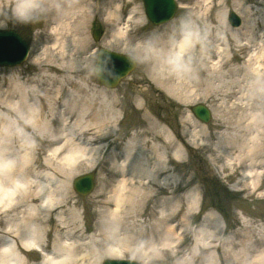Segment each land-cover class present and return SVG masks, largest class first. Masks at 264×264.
<instances>
[{
    "label": "bare ground",
    "instance_id": "bare-ground-1",
    "mask_svg": "<svg viewBox=\"0 0 264 264\" xmlns=\"http://www.w3.org/2000/svg\"><path fill=\"white\" fill-rule=\"evenodd\" d=\"M127 1V6L133 2ZM211 1L201 0L206 5L202 15L209 19L212 14L211 8L209 9ZM2 2L4 0H0ZM50 2L64 4L66 13L61 18L52 10L46 16V27L42 32L49 28L54 42L44 49L42 56L34 58L37 66L35 77L27 80L16 72H12L7 79L0 77V115L5 113L16 88L22 87L29 94L36 93L40 104L39 120L48 130L44 135L37 136V144L40 140L48 139L54 143V147L48 152L49 158L44 160H40L39 148L29 150L24 156L25 163L15 173L18 179H8L0 174V235L1 238L12 239L8 242L2 240L6 241L5 245L10 244V247L4 245L0 250V264H5L6 261L7 264H29V256L37 253L36 248L44 252L50 248L51 251L57 242L74 257L75 264H91V254L97 246L108 240L118 245L121 232L136 238L162 239L161 224L166 220V215L163 213L159 223L149 231L148 223L143 219L149 212L145 207L147 201L156 205L183 202V198L177 194L185 188L181 182L184 179L178 175L180 169L171 167L180 165L178 160L183 149L187 148L180 136H173L165 122L151 117L152 114L148 117V113L145 116L148 119H144L138 130L130 135L122 156L115 148L111 151V145L119 146L120 139L116 138L107 146L103 144L117 123L116 106L104 101L107 99L106 95L103 96L104 92L89 89L79 80L80 74L69 69L66 57L61 59L62 51L60 55L55 54L57 40L61 37L71 40L73 30H78V33L84 30L92 9L91 0ZM253 7L252 10L262 11L257 6ZM228 16L227 14L223 19H228ZM234 16L237 18L236 14ZM137 18L142 24V12L131 10L128 24ZM232 25L234 24H231L229 17L227 26ZM167 29L168 26L162 27L152 33L166 34ZM233 29L227 35V31L221 33L215 26L205 29L208 33L207 40L199 55L196 54L194 79L177 83L164 76L153 77L150 70L148 74L151 81L158 85V89L180 105L190 106L197 101H209L216 112V128L225 130V133L219 136L217 145L210 143L206 149L215 155L214 162L225 160L224 166L230 168L248 162L244 175L246 181L250 180L252 190H255L259 188L258 166L264 162L261 154L264 143L260 144L262 131L264 132V118L261 117L264 114V101L249 95V87L253 80L264 81V18L249 20L245 24L243 22L242 27ZM232 49L235 53L231 58L229 55ZM148 93V90L141 91L140 96H147ZM141 109V112H146L145 108ZM191 124L195 131L191 133L190 144H194L197 138L203 139L204 143L212 140L207 128L202 126L197 131L196 124ZM244 132L249 134L246 140ZM70 137L88 146L91 154L69 151ZM226 143L233 146L230 151L221 148L222 151L219 152L220 146H225ZM106 147L109 162L103 163L101 185L92 198L93 205L99 208L100 227L98 233L94 234L96 236L85 237L86 232L80 229L79 216L74 211L78 204H72L69 183L77 169H93ZM58 170H63L67 175L58 182L45 179L49 175L58 176ZM21 178L27 185L24 189L19 183ZM34 179L39 181V190L33 186ZM192 183L190 180L189 185ZM195 189L200 191V188ZM234 189L237 191L236 186ZM198 195L199 193L186 199L183 204L177 203L171 212L178 210L179 214L184 213L185 218H188L189 213V217L193 219L199 202ZM216 213L218 212L209 210L203 223L213 224L218 235L227 241L233 251H245L251 255L264 249V232L253 229V222L242 218L241 230L226 235V229L221 227L222 221ZM151 214L155 215L154 212ZM223 219L227 227L224 216ZM4 223L5 226L1 229ZM105 224L114 226L110 235L106 233ZM28 227H32L33 238L25 240ZM167 229L172 234L170 239L163 241L168 248L175 243L174 239H179V242L184 239L186 242L191 235L190 232L183 231L181 235L185 238H182L176 228L168 226ZM86 239L90 240L89 243ZM50 240L53 244L51 247ZM190 244L192 245V240ZM216 252L225 257L223 247L218 245ZM105 257L121 259L124 252L119 246L112 247ZM226 259L227 264H235L232 257ZM42 264H54L52 256L44 257Z\"/></svg>",
    "mask_w": 264,
    "mask_h": 264
},
{
    "label": "rangeland",
    "instance_id": "rangeland-1",
    "mask_svg": "<svg viewBox=\"0 0 264 264\" xmlns=\"http://www.w3.org/2000/svg\"><path fill=\"white\" fill-rule=\"evenodd\" d=\"M90 4L92 5V9L89 11V20L84 27V30H82L81 33H78V30L77 32L73 30L71 40L61 37V39L57 40L58 43L55 45L57 48L54 49V51L57 55H60L63 52L61 59H63L65 56L68 64L72 62L80 65V70H75V72L80 74L79 80L82 83H85L89 89L104 92L103 96L106 95L107 98L106 100L104 99V101H107L108 104H114L116 106L117 123L115 124V127L111 129V133L105 139L103 145H110L111 142H113L116 138L120 139L118 143L119 146L114 144L111 145L110 149L111 151L114 148L117 149L119 153H121L120 156H122L123 152L125 151L124 146L129 142L130 135L135 130H138L139 124H141L144 119H148V117H150L152 114L153 116L151 117L158 118L159 120L165 122L169 126V132L173 136H180V139L187 146V148L183 149L181 158L178 160L180 165H172L171 167H177L178 170L180 169V173H177L179 177L184 179L183 181L181 180V182L185 188L178 192V196L183 198L193 189L200 188V194L198 195L199 202H197L196 211L194 210L193 213L194 223L202 224L204 217L207 215L209 210H214L218 212L216 214L222 221L221 227L226 229V235H229L233 232H239L241 230L243 219H248L253 222V229H259L264 232V162L258 166L257 170V175L259 176V188L252 190L250 187L251 185L249 184L250 180L246 181L247 178L244 175L248 169V162L241 165L237 164L236 167L230 168L229 166H224L223 163L226 162L225 160L222 162L213 161L215 155L213 152H210L206 149L207 145L210 143L217 145L219 136L224 134L225 130L216 128V112L209 101H197L190 106L180 105L157 88L158 85L151 81V77L148 74L149 68L144 65H138L132 74L122 80L121 83L114 89H108L99 84L95 76L88 73L87 69L83 67V64L97 58V48L100 47L123 54L121 43L117 42L113 44L110 40L113 23L106 20V17H111L113 15L110 9L115 10V26L125 36L123 43L127 44L128 42L143 40L146 37V34L152 33L154 30L162 27L165 28L168 26V29L166 30L168 32L181 16L188 13L194 14L196 18L204 25L205 29L210 26H215L221 33H225V31H227V33H225V35H227L234 30L230 26H227V19H223L228 13L235 12L236 14L240 15L244 24L249 22V20L252 21L253 19H263L264 0H212L209 7V9L211 8L212 10L210 19L202 15L206 5L201 2V0H179L178 12L173 21L156 28L149 22L142 0H133L132 3L130 2V6H127V0H91ZM123 5H125V7H123ZM253 6L259 7L258 9H262V11L259 12L252 10L254 8ZM134 9L138 12L139 10L142 12L144 16V21L142 24L138 22V18L133 23L128 24V16L131 10ZM256 12L258 13L256 14ZM46 21L47 17L45 16L38 22L30 24H16L11 21L7 23V27L4 31H15L21 35L30 46V51L28 58L21 65L10 68L0 67V77L2 79H7L12 74V72H16L19 75L25 76L27 80H32L35 77L37 66L35 61H33L34 58H37L40 55L42 56L44 49L46 47L52 46L54 42V38L49 32V28H47L46 32H42V30H44L46 27ZM95 29H102L105 32L102 40L99 43H96L92 36ZM207 34L208 33H206V37ZM206 40L207 39H205V41ZM203 46L204 45H202L197 50L196 54L199 55V52ZM7 49L9 52L14 54L13 49L9 47ZM232 50V53L229 55L231 58L234 57L235 53L234 49ZM144 90H148L149 93L147 96H140L141 91ZM198 104L206 106L211 111L212 119L208 124H204L199 121L191 112V107ZM141 108H145L146 112H141ZM148 113L150 115L145 117ZM261 117L264 118V115ZM191 122L196 124L197 128H195L197 131L200 128H203L202 126L207 128L212 136V140L205 141L204 143L203 139L197 138L194 144H190L189 141L192 140L191 133L194 132L195 129L192 128V131L190 129L188 130L186 125ZM104 133L106 132L104 131ZM244 133L246 134V140L249 134L246 132ZM262 134L263 135L261 136L260 144L264 143L263 131ZM49 141L50 139L40 140L38 144H36V148H39L40 150V160L49 158L48 152L52 148ZM232 147L233 146L230 144L220 146L219 152L222 151L221 148H227V150L230 151ZM107 150L108 148L106 147L101 152L99 156V162L94 166L93 169H77L72 175V179L69 183L72 190V204H78V206L74 208V211H76V214L79 216L80 229L82 232H86L85 237L96 236L94 234L98 233V228L100 227V218L98 216L99 208L98 206L93 205L92 198L101 185L104 169L103 163L106 161L109 162V158L106 156ZM261 154L264 156L263 150H261ZM96 158L98 159V157ZM256 158H258V156H256ZM89 173L95 174L94 189L89 195L81 196L73 188L74 180ZM120 179H118V181H120ZM22 180L24 182L19 183L24 189L27 187V185L25 180ZM190 180H192L193 183L189 185ZM116 185H118V183H116ZM235 186L237 191L234 189ZM145 207L149 209V212L143 219L147 221L148 230L150 231L152 227L157 225L159 220L162 218L161 215H163V212L160 211L162 205H156L147 201ZM177 211L171 212V214L168 216H164L166 220L162 222L161 227L172 226L176 228L177 233L181 235L184 230L181 229L183 225L180 224V220L186 218L184 213L179 214ZM151 212H154L155 215H152ZM188 215L190 216L189 213ZM223 216L227 222V227ZM4 226L5 223L3 226H1V229ZM181 236L182 238H185L183 234ZM0 240H6L8 242L12 239L6 237L1 238L0 235ZM152 240L157 241L155 238ZM190 240H192L191 235L185 243L183 242V247L177 248V246L180 245L179 239H174L173 242L175 243L173 245L171 244L169 249L172 252H182L185 249L191 247ZM6 241L0 242V250L4 247ZM85 241L89 243L90 240L86 239ZM159 241L160 240L157 242ZM163 244L166 245L164 242ZM11 245L13 246V241ZM52 245L53 244L50 240L49 247ZM218 257H220V260L222 259L221 264H227V259L224 256L220 254ZM43 258L44 257L39 253L32 254L29 256L28 263L41 264ZM121 259L126 260L125 255ZM106 260L117 259L104 257L102 264ZM157 264H174V257L172 258L171 254L166 255L165 259L157 262Z\"/></svg>",
    "mask_w": 264,
    "mask_h": 264
},
{
    "label": "clouds",
    "instance_id": "clouds-1",
    "mask_svg": "<svg viewBox=\"0 0 264 264\" xmlns=\"http://www.w3.org/2000/svg\"><path fill=\"white\" fill-rule=\"evenodd\" d=\"M55 10L64 18L66 6L62 3H52L50 0H4L0 3V32H3L9 21L16 24H30L38 22ZM106 20L113 23L110 40L113 44L120 42L123 55L128 62L137 67L147 66L153 77L164 76L177 83L187 82L196 75V53L204 44L206 30L204 25L192 13L181 16L167 32V34L150 33L143 40L124 44L125 36L115 26V10ZM99 56L104 57L98 62V57L83 64L88 73L96 78L111 74L108 67L111 56L106 49L99 50ZM77 63H69L70 70H80ZM249 95L264 101V81L253 80L249 87ZM40 104L36 93H26L24 88L18 87L15 94L10 97L8 106L3 115H0V174L8 179L15 177L16 171L25 163L24 156L29 150H34L37 136L44 135L48 130L39 120ZM192 131L193 124L186 125ZM68 150L85 155L91 154V149L85 144L77 142L74 138L68 141ZM58 176L45 177L48 181H60L67 173L58 170ZM19 182H24L22 179ZM39 181L34 179L33 186L39 190ZM199 191L193 189L183 197V202L164 204L160 208L166 216L171 214L177 203L183 204L186 199L193 198ZM200 194V193H199ZM181 228L192 236V245L182 252L173 253L165 247L163 241L171 238L167 227H161L162 239L157 242L147 238H136L122 234L119 244L111 240L101 242L91 254V264H102L103 258L109 254L112 247L119 246L124 252L126 264H157L165 259L166 255H173L174 264H221L216 248H224L225 258L232 257L235 264H264V249L248 254L245 251H233L224 238L218 235L213 224H195L191 217L180 220ZM106 233L110 235L113 225L105 224ZM32 227L27 228L25 240L32 239ZM10 247V244L5 245ZM52 256L54 264H75L74 257L66 252L57 242L48 253ZM7 264V261L5 262Z\"/></svg>",
    "mask_w": 264,
    "mask_h": 264
},
{
    "label": "water",
    "instance_id": "water-1",
    "mask_svg": "<svg viewBox=\"0 0 264 264\" xmlns=\"http://www.w3.org/2000/svg\"><path fill=\"white\" fill-rule=\"evenodd\" d=\"M146 5L147 15L154 23H164L171 20L173 17L176 6L174 0H144ZM94 37L98 41L101 37V31H95ZM0 40H5L8 44L14 45L16 55L13 58H3L0 55V66H15L21 64L27 54L28 46L23 40L13 32H0ZM108 51V50H106ZM111 60L108 64L111 74H106L102 78H98L99 82L107 87H115L119 81L126 77L134 68L124 55L115 54L110 52ZM104 57L99 56L98 62L103 61ZM194 114L203 122L208 123L211 119L210 112L202 105L196 106L193 109ZM75 189L82 195L89 194L94 187V176L87 175L78 178L74 183ZM105 264H126L122 261H107Z\"/></svg>",
    "mask_w": 264,
    "mask_h": 264
}]
</instances>
